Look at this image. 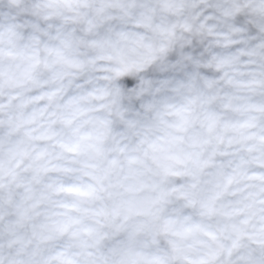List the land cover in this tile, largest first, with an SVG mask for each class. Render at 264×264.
<instances>
[{"label":"clouds","instance_id":"9594fccd","mask_svg":"<svg viewBox=\"0 0 264 264\" xmlns=\"http://www.w3.org/2000/svg\"><path fill=\"white\" fill-rule=\"evenodd\" d=\"M0 264H264V0H0Z\"/></svg>","mask_w":264,"mask_h":264}]
</instances>
